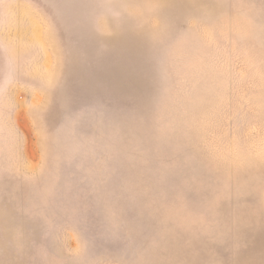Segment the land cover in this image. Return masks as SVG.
Here are the masks:
<instances>
[{"label": "rangeland", "instance_id": "374dc122", "mask_svg": "<svg viewBox=\"0 0 264 264\" xmlns=\"http://www.w3.org/2000/svg\"><path fill=\"white\" fill-rule=\"evenodd\" d=\"M0 264H264V0H0Z\"/></svg>", "mask_w": 264, "mask_h": 264}]
</instances>
